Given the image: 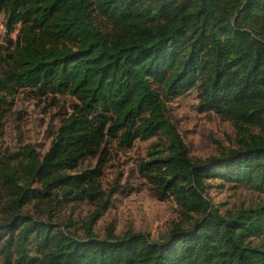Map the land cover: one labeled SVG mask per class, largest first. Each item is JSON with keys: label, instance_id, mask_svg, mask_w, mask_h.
<instances>
[{"label": "trees", "instance_id": "1", "mask_svg": "<svg viewBox=\"0 0 264 264\" xmlns=\"http://www.w3.org/2000/svg\"><path fill=\"white\" fill-rule=\"evenodd\" d=\"M0 11L17 26L0 45V122L24 89L77 101L44 153L0 150L3 264H264V201L221 211L207 194L213 179L264 194V0H0ZM191 91L234 125L235 148L189 154L166 103ZM158 134L166 144L137 171L178 206L164 235L110 223L99 237L96 211L81 237L23 211L58 190L103 200L109 155Z\"/></svg>", "mask_w": 264, "mask_h": 264}, {"label": "rangeland", "instance_id": "2", "mask_svg": "<svg viewBox=\"0 0 264 264\" xmlns=\"http://www.w3.org/2000/svg\"><path fill=\"white\" fill-rule=\"evenodd\" d=\"M16 34L17 26L14 31L8 30L5 15L0 11V45L15 39ZM8 103L0 122V150L14 151L29 143L42 154L77 101L68 94H39L24 89ZM200 104L199 96L193 91L166 103L168 115L189 154L203 160L218 153L217 143L223 148H235L237 131L234 125L212 111L199 110ZM152 143L164 146L166 140L159 134L146 140L136 139L130 148L117 151L113 158L109 155L100 176L103 200L66 201L58 190L42 199H32L23 211L61 228L71 222L74 225L71 229L81 237L85 222L96 211L100 214L93 231L99 237L104 235L110 223L117 234L132 227L151 238L164 235L171 223L180 219L178 206L172 199H156L137 171V163L147 159ZM93 163L94 160L89 161L90 165ZM208 183L207 194L221 211L264 201V194L248 185L235 186L219 179ZM0 264H3L1 255Z\"/></svg>", "mask_w": 264, "mask_h": 264}]
</instances>
